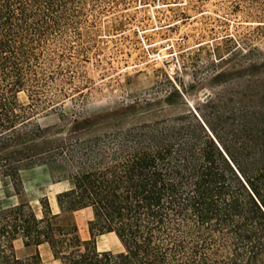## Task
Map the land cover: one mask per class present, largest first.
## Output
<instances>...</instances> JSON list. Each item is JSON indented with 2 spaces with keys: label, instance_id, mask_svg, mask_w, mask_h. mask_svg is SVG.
Segmentation results:
<instances>
[{
  "label": "trees",
  "instance_id": "1",
  "mask_svg": "<svg viewBox=\"0 0 264 264\" xmlns=\"http://www.w3.org/2000/svg\"><path fill=\"white\" fill-rule=\"evenodd\" d=\"M55 8L0 0L2 173L14 176L25 162L73 166L60 180L70 187L57 195L58 211L47 199L41 217L24 202L2 211L0 264H43L42 245L60 264H264V84L253 77L264 61L228 90L236 99L209 94L186 115L97 134L91 127L106 117L64 116L62 136L64 124H32L16 113L35 50L57 26ZM85 208L93 210L89 239L75 217ZM106 233L124 250H100ZM18 240L34 251L20 256Z\"/></svg>",
  "mask_w": 264,
  "mask_h": 264
},
{
  "label": "rangeland",
  "instance_id": "2",
  "mask_svg": "<svg viewBox=\"0 0 264 264\" xmlns=\"http://www.w3.org/2000/svg\"><path fill=\"white\" fill-rule=\"evenodd\" d=\"M46 1L56 4L57 26L35 50L16 113L32 124H64L62 136L69 123L64 116L106 117L91 127L97 134L186 115L209 94L236 99L228 90L244 85L250 65L264 61V0ZM221 71L228 76L216 83ZM253 77L264 84V68ZM50 165L53 181L41 162L21 163L14 176H0V223L2 211L17 201L38 217L45 199L57 211V195L70 187L60 180L73 166L64 160ZM8 169L1 164L0 175ZM75 217L89 239L91 209ZM15 246L20 256L34 251L21 240ZM97 246L124 250L115 233L99 236ZM39 251L43 264H60L48 246Z\"/></svg>",
  "mask_w": 264,
  "mask_h": 264
},
{
  "label": "crops",
  "instance_id": "3",
  "mask_svg": "<svg viewBox=\"0 0 264 264\" xmlns=\"http://www.w3.org/2000/svg\"><path fill=\"white\" fill-rule=\"evenodd\" d=\"M42 166H44L45 168H47V171L46 172H48V174H49V176H50V178H51V181H53V176H52V172H51V169H50V167L51 166H49V165H42ZM1 176V178H2V180L3 179H6L7 177L6 176H4V175H0ZM65 182V181H64ZM23 201H17V202H15V203H12V204H10L9 206H12V205H15V204H19V203H22ZM24 203H26V202H24ZM85 209H91V208H85ZM85 209H82V210H85ZM57 211H58V207H57ZM81 211V210H80ZM91 212H92V217H93V210L91 209ZM77 213V212H76ZM75 213V214H76ZM88 231H89V229H88ZM90 233V232H89ZM107 234H110V233H106V234H103V235H107ZM103 235H100L101 237H103ZM120 240V239H119ZM46 246H48V245H46ZM48 249H49V251H50V254H51V256L53 257V254H52V252H51V250H50V248H49V246H48ZM109 250H111V249H109ZM59 262V261H58ZM60 263V262H59Z\"/></svg>",
  "mask_w": 264,
  "mask_h": 264
},
{
  "label": "built area",
  "instance_id": "4",
  "mask_svg": "<svg viewBox=\"0 0 264 264\" xmlns=\"http://www.w3.org/2000/svg\"><path fill=\"white\" fill-rule=\"evenodd\" d=\"M167 71L168 72H173L174 71V66L173 65H169Z\"/></svg>",
  "mask_w": 264,
  "mask_h": 264
}]
</instances>
